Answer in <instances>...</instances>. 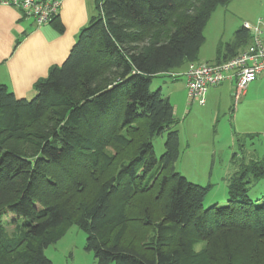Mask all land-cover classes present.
Instances as JSON below:
<instances>
[{
    "label": "trees",
    "instance_id": "obj_1",
    "mask_svg": "<svg viewBox=\"0 0 264 264\" xmlns=\"http://www.w3.org/2000/svg\"><path fill=\"white\" fill-rule=\"evenodd\" d=\"M232 1L98 0L34 99L0 86V217L24 220L13 237L0 220V264H53L45 250L72 226L97 264H264V194L250 195L264 164L243 165L226 205L205 209L211 186L177 172L175 108L151 91L152 78L199 62L208 22ZM250 43L242 26L215 63ZM164 133L157 157L153 139ZM158 223L166 228L154 236ZM197 241L204 248L189 254Z\"/></svg>",
    "mask_w": 264,
    "mask_h": 264
},
{
    "label": "rangeland",
    "instance_id": "obj_2",
    "mask_svg": "<svg viewBox=\"0 0 264 264\" xmlns=\"http://www.w3.org/2000/svg\"><path fill=\"white\" fill-rule=\"evenodd\" d=\"M260 20L264 23V0H233L219 7L204 30L206 41L199 60L215 63L219 48L225 49L232 43L235 33L244 24L255 25ZM184 69L152 78L151 91L161 89L164 97L175 107L179 106L175 116L181 152L177 172L194 184L211 186L205 209L214 204L226 205L230 178L241 171L243 165L264 164V77L252 83L244 93L237 92L233 85V90L228 88L212 99L207 98V104L201 106L188 96L186 77L181 75ZM166 138L167 133H164L153 139L157 157L165 151ZM263 194L264 179L250 188L252 197ZM0 220L7 237L24 230V220L11 213H4ZM161 226V223L155 224L152 235H157L158 228H166ZM131 227L134 231L135 226ZM170 235L165 232L162 236ZM86 240L87 233L72 226L62 239L45 250V254L53 264H97L94 254L85 250ZM204 246V241L195 242L189 254L201 251Z\"/></svg>",
    "mask_w": 264,
    "mask_h": 264
},
{
    "label": "crops",
    "instance_id": "obj_3",
    "mask_svg": "<svg viewBox=\"0 0 264 264\" xmlns=\"http://www.w3.org/2000/svg\"><path fill=\"white\" fill-rule=\"evenodd\" d=\"M97 2L98 0H64L58 19L42 26H38L33 19L23 17L15 7L1 6L0 86H7L17 99L34 98L35 84L46 78L53 66L64 63L81 31L96 14ZM56 23L62 24L63 32L57 30ZM199 62L202 63L200 60ZM233 85L236 86L235 82H225L211 87L207 98L212 99L228 88L233 90ZM173 106L176 108V116L179 106Z\"/></svg>",
    "mask_w": 264,
    "mask_h": 264
},
{
    "label": "built area",
    "instance_id": "obj_4",
    "mask_svg": "<svg viewBox=\"0 0 264 264\" xmlns=\"http://www.w3.org/2000/svg\"><path fill=\"white\" fill-rule=\"evenodd\" d=\"M64 0H0L1 6L19 9L23 17L33 19L38 26L53 23L60 15ZM102 4V1H99ZM244 27L250 30L251 43L232 59L221 63H192L181 74L186 77L188 96L199 105L207 104L211 87L235 82L237 92L264 77V23Z\"/></svg>",
    "mask_w": 264,
    "mask_h": 264
}]
</instances>
